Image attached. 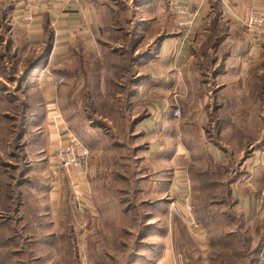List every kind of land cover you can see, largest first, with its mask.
<instances>
[{"label":"crops","instance_id":"1","mask_svg":"<svg viewBox=\"0 0 264 264\" xmlns=\"http://www.w3.org/2000/svg\"><path fill=\"white\" fill-rule=\"evenodd\" d=\"M179 1L197 12L189 27L178 26L166 0H30V23L22 22L25 8L16 0H0V254L13 260L58 248L45 242L53 236L58 211L52 189L58 175L55 150L73 135L54 110L56 98H63L56 79L66 74L64 65L72 59L82 84L88 80L96 89L107 87L104 82L116 65L102 67L101 62L124 60L119 50L132 57L117 84L123 94L114 99L122 96L119 101L129 105L123 118L132 120L127 133L132 155L127 158L135 167L129 166L127 176L116 174L123 186L115 194L142 199L121 212L128 214L139 205L142 227L132 220L130 229L146 230L145 239L134 240V262L189 261V255L171 250L176 236L170 204L179 208L188 238L206 241L191 211V190L202 176V158L214 164L223 154L213 142H205L202 127L233 125L242 108L232 102L216 105L215 100L248 93L264 77V39L251 40L240 22L246 7L264 15V0ZM47 40L49 49L39 67L23 76L25 62ZM101 98L109 95L103 92ZM181 100L189 110L181 111ZM177 107L183 118L172 116ZM94 130L99 138L107 137ZM69 170L72 183L83 186L81 201L90 213L89 178L78 168ZM87 245L96 249L92 242ZM103 260L96 257L89 264Z\"/></svg>","mask_w":264,"mask_h":264},{"label":"rangeland","instance_id":"2","mask_svg":"<svg viewBox=\"0 0 264 264\" xmlns=\"http://www.w3.org/2000/svg\"><path fill=\"white\" fill-rule=\"evenodd\" d=\"M84 59L88 62V57ZM125 62L120 58L116 63L110 58L102 61V67L114 64L117 71L104 82L107 87L96 89L88 80L81 83L72 59H68L64 65L66 74L57 83L62 88L63 98L61 101L56 98L53 108L62 115L73 137H77L91 154L89 171L84 174L80 170V173L84 179L89 178L87 189L94 210L87 212L81 201L83 186L72 183L68 176L71 168H60L52 184L58 204L54 239H45L58 248L23 253L13 260L9 255L0 254V264H89L91 259L103 256L104 264H138L133 259L134 240L145 239L146 230L130 229L135 212L122 213L128 203L119 202L129 196L115 194V189L121 186L116 174L127 176L131 173L129 166L135 167L127 158L132 155V141L127 135L132 120L123 118L129 105L119 101L122 96L114 99L115 94H123L124 89L117 84ZM112 74L118 77L115 81L111 79ZM85 75L88 79L89 73ZM103 92L109 98L101 101ZM233 97L229 95L215 100L216 105L232 102L238 109L242 108L234 114L233 125L227 121L228 125L225 122L202 127L205 142H213L223 154L222 161L214 164L209 158H202L201 182L195 179L197 182L191 190V211L206 233V241L188 238L189 233L179 223L181 212L170 219L174 224L172 233L176 236L171 250L175 254L184 252L189 255L185 264H264V77L258 78L248 93ZM179 105L181 111L182 108L189 110L186 100H181ZM179 118H183L182 112ZM94 129L103 131L107 137L99 138L101 136L96 135ZM129 200L132 205L139 204L142 199L130 197ZM137 207L136 212L141 213L140 206ZM88 242L96 245V249L88 250ZM69 243L72 249H68ZM212 253L214 260L210 257ZM198 254L209 257L200 258Z\"/></svg>","mask_w":264,"mask_h":264},{"label":"built area","instance_id":"3","mask_svg":"<svg viewBox=\"0 0 264 264\" xmlns=\"http://www.w3.org/2000/svg\"><path fill=\"white\" fill-rule=\"evenodd\" d=\"M25 12L21 16L22 22L30 23L33 20V15L29 9L30 0H16ZM168 12L176 18V23L181 27H189L196 20L197 12L189 9L179 0H166ZM240 22L244 26L245 32L254 42L264 39V15L252 7L243 9L240 17ZM62 81V77L57 78V83ZM173 117L179 118L180 110L175 108L172 113ZM56 161L55 170L58 173L60 168H78L86 174L89 169L91 154L88 148L77 138L71 136L67 143H61L55 150ZM170 211L173 216H178L180 210L174 204H170Z\"/></svg>","mask_w":264,"mask_h":264},{"label":"trees","instance_id":"4","mask_svg":"<svg viewBox=\"0 0 264 264\" xmlns=\"http://www.w3.org/2000/svg\"><path fill=\"white\" fill-rule=\"evenodd\" d=\"M132 42L133 41H130L129 42V44H128V48H130V46L132 45ZM49 49V40H47L46 41V44H45V47L42 49V51L38 54V55H32V56H30L29 58H28V60L25 62V64H24V68H23V76H25V75H28V74H30V73H32V72H34L38 67H39V65H40V62H41V60L45 57V53H46V51ZM128 50V49H127ZM119 54H121V53H123L124 54V57H123V59L126 61L125 62V65L124 66H122V71H123V74H124V72H126L125 70V68L128 66V63L130 62V61H132V57H131V55L128 53V52H126V51H121V50H119V51H117ZM124 60H120L121 62L122 61H124ZM114 69H115V71H117V68H116V66L114 67ZM122 74V75H123ZM127 74V73H126ZM117 75H115L114 74V77H116ZM122 77V76H121ZM116 78H118V77H116ZM220 124V123H219ZM218 124V125H219ZM228 190H229V192H230V189L228 188ZM121 198V197H120ZM120 201L121 202H123V204H125V205H127V203H128V205L127 206H124V208L125 209H127V207L128 206H132V205H129L130 204V200H129V198H121L120 199ZM138 208V207H137ZM137 208H135L133 211L135 212V215L133 216V221L135 222V223H138V224H140L139 226H141V223H142V220H141V218H140V216H141V213L139 212H136L138 209ZM142 227V226H141ZM141 228H137V229H135L136 231H139ZM136 240H137V238H136ZM4 244V242H3V240H0V245H3ZM68 249H72V245L69 243L68 245ZM222 252V251H221ZM3 254V253H2ZM230 254V253H229ZM5 255H9V254H5ZM9 257H10V255H9ZM212 258H213V260H214V256H212Z\"/></svg>","mask_w":264,"mask_h":264}]
</instances>
